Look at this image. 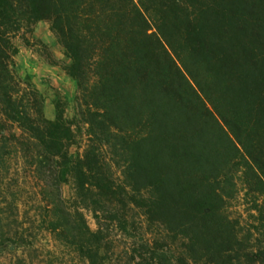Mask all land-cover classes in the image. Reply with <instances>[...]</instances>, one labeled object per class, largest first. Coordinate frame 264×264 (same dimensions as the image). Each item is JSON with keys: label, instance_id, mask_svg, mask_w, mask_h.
<instances>
[{"label": "trees", "instance_id": "trees-1", "mask_svg": "<svg viewBox=\"0 0 264 264\" xmlns=\"http://www.w3.org/2000/svg\"><path fill=\"white\" fill-rule=\"evenodd\" d=\"M40 22L71 120L15 70ZM0 190V247L44 242L52 264H264V0H0Z\"/></svg>", "mask_w": 264, "mask_h": 264}, {"label": "rangeland", "instance_id": "rangeland-1", "mask_svg": "<svg viewBox=\"0 0 264 264\" xmlns=\"http://www.w3.org/2000/svg\"><path fill=\"white\" fill-rule=\"evenodd\" d=\"M27 37L30 40V46L24 45L21 38H16L14 44L18 49L15 56V70L19 77L30 78L32 84L45 97V110L48 117L52 116V101L56 93L62 94L67 100L66 117L71 120L74 116V96L76 93L75 83L65 74L63 68L70 61L65 57L62 48L59 46L56 38L52 34L47 22H40L35 25ZM55 61V65H51ZM27 170L20 169V165L15 169V164L10 169L7 183L10 184V192L16 193L19 198V212L21 218L25 215L33 217L35 209L34 191H37L36 182ZM19 182V186H16ZM20 188V189H19ZM0 190V209L3 208L4 201L10 193ZM64 194L69 196V188H64ZM247 206L240 198L229 210L233 218L241 220L246 219ZM7 215L8 212H7ZM88 223L91 229H95L94 221L87 215ZM1 236V231H0ZM50 244V243H49ZM46 247V248H43ZM46 243L42 242L41 246L37 244L35 252L23 251L17 248L0 247V264H52V258L48 257Z\"/></svg>", "mask_w": 264, "mask_h": 264}]
</instances>
